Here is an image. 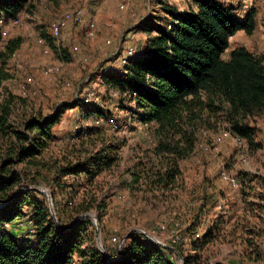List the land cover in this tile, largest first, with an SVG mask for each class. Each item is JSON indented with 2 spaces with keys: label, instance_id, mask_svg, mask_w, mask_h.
Returning <instances> with one entry per match:
<instances>
[{
  "label": "rangeland",
  "instance_id": "1",
  "mask_svg": "<svg viewBox=\"0 0 264 264\" xmlns=\"http://www.w3.org/2000/svg\"><path fill=\"white\" fill-rule=\"evenodd\" d=\"M225 3L238 7L243 0ZM252 7L257 10L259 27L253 34L233 36L225 58L236 45L264 56V0H254ZM79 8L84 9L86 18L96 19V35L90 37L85 26L70 22L61 38H54L52 24L66 12ZM186 8V0H27L18 23H14L15 18L5 22L0 13V28L5 31L0 50H6L9 40L21 39L9 58L0 57V74L9 75L6 79L0 75V100L10 95L18 98L15 118L48 116L64 106L79 105L64 110L54 128L55 137L44 151L45 162L59 161L62 166L67 160L87 158L100 147L121 143L119 168L104 172L94 185L77 183L74 176L57 177L54 170L49 179L42 175L37 184L25 181L21 189L36 186L52 197L55 193L54 209L63 227L83 214H89L86 218L92 223L98 220L100 240L114 258L123 237L131 232L146 236L137 229L179 246L185 255L194 254L195 241L218 222L215 239L199 250L208 258L207 264H263L253 259L261 255L264 258V186L258 181L245 185L240 175L264 176V114L248 118L256 128L253 144L246 139L240 142L232 132L227 104L217 101L221 109H213L205 99L206 103L196 108L197 117L190 121L186 116V123H180L183 133H169L171 147L177 146V153H158L160 134L155 126L134 117L130 111L136 110L135 103L109 88L102 76L124 71L128 62L123 58L130 49L138 52L136 57L148 52L150 37L156 35L148 24L168 27L172 16ZM237 14L244 18L241 8ZM50 41L56 48L66 49L68 59ZM93 106L101 108L105 116L87 115ZM92 127H102L104 132L79 134L81 128ZM190 134L194 138L193 150H189L187 141ZM172 158L177 159L181 170L178 183L168 188L151 186ZM26 168L34 172L33 167ZM223 171L239 180V189L222 178ZM135 174L141 176L139 182H135ZM43 194L38 198L49 204L47 194ZM206 196H210V203L200 212ZM89 203H93L90 209L77 211ZM101 203L106 204L105 209L98 208ZM101 212L105 213L102 219ZM88 228L96 243V227ZM174 258L181 263L177 253Z\"/></svg>",
  "mask_w": 264,
  "mask_h": 264
},
{
  "label": "trees",
  "instance_id": "2",
  "mask_svg": "<svg viewBox=\"0 0 264 264\" xmlns=\"http://www.w3.org/2000/svg\"><path fill=\"white\" fill-rule=\"evenodd\" d=\"M186 1V10L172 16V29L168 30L162 23L148 24L156 35L150 37L146 54L130 58L120 73L102 74L103 79L123 99L135 103L136 110L130 111L134 117L143 124L155 126V131L160 134L158 153L162 150L177 153V146L171 147L169 133L172 130L183 133L180 123H186V116L190 121L197 117L196 108H201L206 102L213 109H221L216 105L217 101L227 104L226 113L232 132L253 144L256 128L248 118L264 114V56L246 46L233 48L228 58L224 54L238 31L243 30L247 34L256 31L257 10L252 7L244 18H240L237 13L241 6L228 5L222 0ZM26 4L27 0H0V13L4 15L5 22L18 18ZM165 10L170 11L168 8ZM2 40L0 28V42ZM50 43L68 59L66 49L56 48L52 41ZM20 44V38L9 40L6 50H0V57L9 58ZM0 75L1 79L9 77L4 73ZM16 100L18 98L14 95L0 100V264H178L174 258L176 251L136 232L128 235L122 256L119 252L115 261L117 258L110 254L109 259L89 231V225L95 227L90 218L81 219L71 226L74 220L68 227H63L61 218L58 219L59 224L53 218L46 200L38 198L44 197L42 191L30 187L21 189L25 181L37 184L42 175L49 179L54 170L57 177L74 176L77 183L94 185L104 172L119 168L121 143L100 147L89 157L78 158L76 162L67 160L69 156H66L65 165L60 166L59 161L49 164L43 155L55 137L54 128L60 123L64 110L79 106L78 103L57 109L52 115L16 119ZM91 114L105 116L97 106L87 112V115ZM93 131L101 133L104 129L81 128L79 134L91 135ZM187 141L189 150H193L192 134ZM20 165H23L21 169ZM26 167H33L34 172ZM135 175V182H139L141 176ZM157 175L151 186H175L181 176L177 159L172 158L165 172ZM240 176L245 185L258 181L264 186V176L250 173ZM235 179L238 188L227 183L239 189V180ZM69 197L73 199V195ZM52 198L55 207V193ZM208 203L210 196L205 197L200 212ZM92 206L93 203H89L77 211L88 210ZM98 208L105 209L106 204L101 203ZM104 215L101 212L100 219ZM18 220L22 221L16 222ZM217 227L218 222L213 223L203 237L195 241L194 254L185 255L179 246L172 245L182 254L184 264L208 263V258H204L199 250L215 239ZM253 261L264 264L262 255Z\"/></svg>",
  "mask_w": 264,
  "mask_h": 264
},
{
  "label": "built area",
  "instance_id": "3",
  "mask_svg": "<svg viewBox=\"0 0 264 264\" xmlns=\"http://www.w3.org/2000/svg\"><path fill=\"white\" fill-rule=\"evenodd\" d=\"M225 2H232L233 0H224ZM254 0H243L241 4V14H246L251 8L252 3ZM19 18L14 19V23H18ZM70 22L77 23L79 25H83L86 27V33L90 37H94L98 30V24L95 18H86L85 11L83 8L76 9L71 12H66L61 18L56 20L52 24L51 33L52 36L56 39H60L62 36V31ZM173 23H169L168 29H172ZM2 31V30H1ZM5 31H2V34ZM138 55V52L134 49H130L127 51V56L123 58V62L127 63L130 58H135ZM31 79V78H30ZM94 95L90 94V98L93 99ZM89 99V98H88ZM87 99V101H88ZM103 120H98V123L102 122ZM238 141L243 142V139L236 137ZM222 178L229 182L234 188H238V183L234 177L228 175L225 171L222 172Z\"/></svg>",
  "mask_w": 264,
  "mask_h": 264
},
{
  "label": "water",
  "instance_id": "4",
  "mask_svg": "<svg viewBox=\"0 0 264 264\" xmlns=\"http://www.w3.org/2000/svg\"><path fill=\"white\" fill-rule=\"evenodd\" d=\"M31 189H37V190H40L38 189L37 187L33 186V187H30ZM44 193L47 194L48 196V201H49V206H50V209H51V212H52V216L53 218L55 219V221L57 222V224H59L58 222V218H57V215H56V212H55V209H54V203H53V198H52V195L50 194V192H48L47 190H40ZM89 214H83L81 216H79L72 224L71 226L75 225L76 223H78L81 219H84L88 216ZM94 224H95V227H96V232H95V237H96V243H97V246L99 247L100 250H102L104 252V254L110 259V255L107 253V251L105 250L101 240H100V230H99V222L98 220H95L94 221ZM70 226V227H71ZM138 231L142 232L143 234H145L146 236L150 237L151 238V241L164 247V248H167V249H171V250H174L178 253L180 259H181V263L180 264H184V260L182 258V254L175 248L173 247L172 245L170 244H167V243H164V242H161L160 240H158L157 238H155L154 236H152L150 233L142 230V229H137ZM128 237L125 236L123 237V239L120 241V245H119V252H120V257L122 256L123 254V244L126 240V238ZM118 258L115 260L117 261Z\"/></svg>",
  "mask_w": 264,
  "mask_h": 264
},
{
  "label": "crops",
  "instance_id": "5",
  "mask_svg": "<svg viewBox=\"0 0 264 264\" xmlns=\"http://www.w3.org/2000/svg\"><path fill=\"white\" fill-rule=\"evenodd\" d=\"M239 16H240V14H238ZM259 23H260V20H259V18H258V27H259ZM257 27V28H258ZM257 30V29H256ZM245 31H243V30H240V31H238L235 35H234V37L237 35V34H239V33H244ZM246 33V32H245ZM237 46H244V45H236V46H234V48L235 47H237ZM248 48V47H247ZM252 51V50H251ZM260 55V54H259ZM228 57H229V55H228ZM227 57V58H228Z\"/></svg>",
  "mask_w": 264,
  "mask_h": 264
}]
</instances>
